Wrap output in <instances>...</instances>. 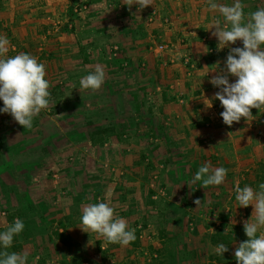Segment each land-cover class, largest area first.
Returning a JSON list of instances; mask_svg holds the SVG:
<instances>
[{
	"label": "crops",
	"instance_id": "0c3cea01",
	"mask_svg": "<svg viewBox=\"0 0 264 264\" xmlns=\"http://www.w3.org/2000/svg\"><path fill=\"white\" fill-rule=\"evenodd\" d=\"M123 2L0 0L7 56H35L51 86L61 74L73 83L82 66L105 71L98 90L72 85L66 111L39 115L33 129L0 113V232L16 218L23 221L8 251L27 252L28 264H218L216 234H236L232 251L247 239L243 223L253 209L237 206L234 189L259 190L264 183V113L252 109L254 120L229 127L219 100L211 108L203 102L219 90L207 71L217 61L223 67L228 53L217 51L208 29L214 18L223 26L222 17L207 0H153L140 11ZM241 2L245 14L264 8V0ZM242 46L239 40L231 45ZM109 56L123 62L105 66L101 59ZM86 90L95 96H83ZM110 114L123 126L116 139L81 140L79 122ZM59 115L66 129L56 124ZM205 163L228 170L221 185L191 183ZM97 202L110 203L136 240L106 244L82 231L83 207Z\"/></svg>",
	"mask_w": 264,
	"mask_h": 264
},
{
	"label": "clouds",
	"instance_id": "9594fccd",
	"mask_svg": "<svg viewBox=\"0 0 264 264\" xmlns=\"http://www.w3.org/2000/svg\"><path fill=\"white\" fill-rule=\"evenodd\" d=\"M123 4L129 9L135 4L140 11L153 5V0H124ZM207 4L209 10L218 12L223 20L222 26L221 19L214 18L208 27L214 29L211 35L217 39V51L228 48V53L223 67L217 61L216 67L207 71L206 75L214 73L209 82L219 90L211 99L204 98L203 102L211 108L212 99L219 100L223 108L220 116L229 127L240 122L241 118L250 123L256 118L252 109L264 113V8L245 14L241 0H233L231 5L207 0ZM238 40L243 46L231 47ZM9 46L8 38L0 35V100L3 101L0 113L10 114L24 129H31L34 117L55 106L50 105L51 85L45 78L46 66L30 53L7 56ZM230 76L236 78L234 82L229 81ZM104 79V68L97 65L93 72L81 78L80 86L96 91ZM227 172L224 167L212 168L205 163L199 167L191 183L200 182L205 189L219 186L225 181ZM258 189L239 184L234 189L237 206L251 205L253 209L251 221L247 219L243 223L247 239L240 242L233 253L237 264H264V183H260ZM194 203L198 207L201 200L196 199ZM80 220L82 231L95 233L106 244L128 246L136 240L135 229L129 228L127 221L116 215L108 202L84 206ZM24 227L23 221L16 218L5 231L0 232V264H28L27 252L8 251L14 237L21 234ZM214 251L216 255L223 256L229 248L221 243Z\"/></svg>",
	"mask_w": 264,
	"mask_h": 264
},
{
	"label": "rangeland",
	"instance_id": "374dc122",
	"mask_svg": "<svg viewBox=\"0 0 264 264\" xmlns=\"http://www.w3.org/2000/svg\"><path fill=\"white\" fill-rule=\"evenodd\" d=\"M77 59L83 60V58H80V57H77ZM85 60H86V58H85ZM101 61H102V63L105 64V66L111 65V64H113L114 66H117L118 64H121L123 62L122 58L113 57V56H109L107 58H102ZM79 63H80V61H79ZM83 64H85V63L83 62ZM81 71H84V72H82V74H78L76 80L73 81V83L68 78V75H65V74L59 75V78L56 80V84L49 88L50 105H55V106L50 107L49 110H42L39 115H52V116H54L55 114H58V113L61 114V113L66 111L68 100H71L72 95L74 93V91H73L74 88H72L71 86L76 85L77 82L80 84L81 78L88 75L89 73H91V72H87L83 66H82ZM67 72H68V70H67ZM85 73H87V74L84 75ZM82 94H83V96H86V97L95 96V93L93 91H88V90H86V92H82ZM90 98H92V97H90ZM88 99H86V100H88ZM83 107H86V106L84 105ZM91 108H93V106H90V109ZM94 108L96 109L95 106H94ZM38 116L33 118V127L31 129H33L35 127V125H36L35 120ZM56 118H57L56 124L59 123L63 129H66L65 119H63V116L59 115ZM108 118H110V119L109 120H101V121H98L95 119L94 121L86 120L84 122H79V128L84 129V132L78 133L81 140L90 141L91 143H100L101 141L108 142V141L116 139L119 136V134H120L119 131L121 130V128L123 126H121L120 123L115 122L113 119V116H111V114L108 116ZM20 127L23 128V126H20ZM116 127H117L118 133L115 136L114 131L116 130ZM47 129H48L47 130V132H48L49 129H52V127L49 125V126H47ZM24 130H30V129L25 128ZM122 134L125 135L126 133L122 132ZM138 248L139 247H137L136 249H138ZM153 251L156 253L155 249H153Z\"/></svg>",
	"mask_w": 264,
	"mask_h": 264
},
{
	"label": "trees",
	"instance_id": "16d2710c",
	"mask_svg": "<svg viewBox=\"0 0 264 264\" xmlns=\"http://www.w3.org/2000/svg\"><path fill=\"white\" fill-rule=\"evenodd\" d=\"M54 236L58 239V241H61L63 244H65L66 246H68V238L66 236H64L63 234H58L55 233ZM236 234L234 233H221L219 232L218 234H216V236H214L213 241L214 242H220L223 244H226L229 248V251L224 253L223 256H213L218 264H222V263H226L229 261H233L236 262L235 258H234V251L231 250L230 245L233 243V240L235 239ZM235 250V249H234ZM155 251L159 253V249H155Z\"/></svg>",
	"mask_w": 264,
	"mask_h": 264
},
{
	"label": "built area",
	"instance_id": "2783aa9c",
	"mask_svg": "<svg viewBox=\"0 0 264 264\" xmlns=\"http://www.w3.org/2000/svg\"><path fill=\"white\" fill-rule=\"evenodd\" d=\"M161 48V47H160Z\"/></svg>",
	"mask_w": 264,
	"mask_h": 264
}]
</instances>
